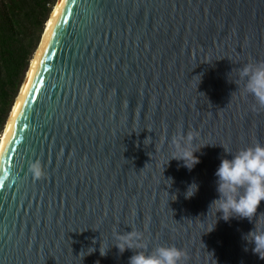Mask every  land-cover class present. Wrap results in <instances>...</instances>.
<instances>
[{
    "label": "water",
    "instance_id": "water-1",
    "mask_svg": "<svg viewBox=\"0 0 264 264\" xmlns=\"http://www.w3.org/2000/svg\"><path fill=\"white\" fill-rule=\"evenodd\" d=\"M40 41L0 134V264H128L134 233L186 264H264L245 239L264 201L251 221L210 207L224 148L264 145L238 75L264 61V0H56Z\"/></svg>",
    "mask_w": 264,
    "mask_h": 264
},
{
    "label": "clouds",
    "instance_id": "clouds-1",
    "mask_svg": "<svg viewBox=\"0 0 264 264\" xmlns=\"http://www.w3.org/2000/svg\"><path fill=\"white\" fill-rule=\"evenodd\" d=\"M238 75L239 79L244 81V92L254 98L255 106L264 109V61L245 63L238 70ZM233 82L239 86L238 82ZM191 140L192 134L189 133L187 136L189 149L181 150L177 156L173 157L183 160L189 169L199 162L193 155L196 150L190 149ZM224 150L226 153H231L232 158L222 157L216 169L219 197L210 207L215 205L216 212H220L225 221L230 217L247 218L251 221L256 216L260 202L264 201V145L257 142L235 153L225 148ZM28 172L34 180H40L46 175L39 159L29 163ZM197 187L195 183L191 184L185 193L186 198L194 195ZM261 214L264 215V213ZM139 239V234L134 233L132 237L120 244H115L120 253H123L126 248L134 250L128 264H186L188 256L184 249L175 245H157L148 251L147 244L134 242ZM245 239L254 245L252 251L258 254L260 259H264V230H257L254 227ZM105 250L101 255L105 254Z\"/></svg>",
    "mask_w": 264,
    "mask_h": 264
},
{
    "label": "trees",
    "instance_id": "trees-1",
    "mask_svg": "<svg viewBox=\"0 0 264 264\" xmlns=\"http://www.w3.org/2000/svg\"><path fill=\"white\" fill-rule=\"evenodd\" d=\"M56 0H0V134Z\"/></svg>",
    "mask_w": 264,
    "mask_h": 264
},
{
    "label": "bare ground",
    "instance_id": "bare-ground-1",
    "mask_svg": "<svg viewBox=\"0 0 264 264\" xmlns=\"http://www.w3.org/2000/svg\"><path fill=\"white\" fill-rule=\"evenodd\" d=\"M53 9V8H52ZM52 11V10H51ZM51 13V12H50ZM49 16H50V14H49ZM49 16H48V18H49ZM48 18H47V20H46V23H45V26H44V30H43V34H42V37H43V35H44V31H45V28H46V25H47V21H48ZM42 37H41V40H42ZM41 42V41H40ZM38 48V47H37ZM37 50V49H36ZM36 50H35V52L33 53V55H32V57H31V59H30V62H29V65H28V67L31 65V63H32V60H33V57H34V55H35V53H36ZM25 77H26V73H25ZM25 77H24V79H25ZM23 79V80H24ZM18 95V94H17ZM16 98H17V96H16ZM16 98H15V100H14V102L16 101ZM14 102H13V104H14ZM13 104H12V106H11V109H10V113L12 112V110H13ZM10 113H9V115H10ZM8 115V116H9ZM4 127H5V124H4ZM3 127V128H4Z\"/></svg>",
    "mask_w": 264,
    "mask_h": 264
},
{
    "label": "rangeland",
    "instance_id": "rangeland-1",
    "mask_svg": "<svg viewBox=\"0 0 264 264\" xmlns=\"http://www.w3.org/2000/svg\"><path fill=\"white\" fill-rule=\"evenodd\" d=\"M54 6V5H53ZM41 37H42V35H41ZM41 39V38H40ZM40 42V41H39ZM37 49V48H36ZM35 52V51H34ZM26 73V72H25ZM24 77H25V74H24ZM24 77H23V79H24ZM23 79H22V81H23ZM22 83V82H21ZM20 86H21V84H20ZM20 86H19V89H20ZM19 89H18V92H19ZM18 92H17V94H18ZM17 94H16V96H17ZM16 96H15V98H16ZM15 98H14V100H15ZM9 113H10V111H9ZM9 115V114H8ZM8 117V116H7Z\"/></svg>",
    "mask_w": 264,
    "mask_h": 264
},
{
    "label": "snow or ice",
    "instance_id": "snow-or-ice-1",
    "mask_svg": "<svg viewBox=\"0 0 264 264\" xmlns=\"http://www.w3.org/2000/svg\"><path fill=\"white\" fill-rule=\"evenodd\" d=\"M63 11H67V8L65 7V8L63 9ZM64 20H67V17H66V16L64 17ZM49 23H51V21H49Z\"/></svg>",
    "mask_w": 264,
    "mask_h": 264
}]
</instances>
